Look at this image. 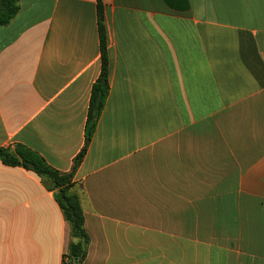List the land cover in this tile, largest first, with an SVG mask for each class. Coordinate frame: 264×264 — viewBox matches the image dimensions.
Here are the masks:
<instances>
[{
	"label": "crops",
	"instance_id": "0c3cea01",
	"mask_svg": "<svg viewBox=\"0 0 264 264\" xmlns=\"http://www.w3.org/2000/svg\"><path fill=\"white\" fill-rule=\"evenodd\" d=\"M108 93L73 171L82 264H264V0H100ZM97 0L0 24V146L71 171L100 73ZM69 226L0 160V264H61Z\"/></svg>",
	"mask_w": 264,
	"mask_h": 264
},
{
	"label": "trees",
	"instance_id": "16d2710c",
	"mask_svg": "<svg viewBox=\"0 0 264 264\" xmlns=\"http://www.w3.org/2000/svg\"><path fill=\"white\" fill-rule=\"evenodd\" d=\"M19 10V0H0V24H8ZM100 41V73L91 89L87 120L85 125L84 146L73 160L71 171L62 173L50 167L38 154L20 145L14 149L0 146V160L11 166H22L33 171L47 190L53 191V197L59 206L68 226L69 241L67 251L62 255L61 264H82L87 254L89 236L84 227L83 211L75 183L73 171L82 160L86 147L95 129L98 117L108 93L106 36L102 24V4L97 0ZM67 258V262L64 261Z\"/></svg>",
	"mask_w": 264,
	"mask_h": 264
},
{
	"label": "built area",
	"instance_id": "2783aa9c",
	"mask_svg": "<svg viewBox=\"0 0 264 264\" xmlns=\"http://www.w3.org/2000/svg\"><path fill=\"white\" fill-rule=\"evenodd\" d=\"M64 261L67 262V258H64Z\"/></svg>",
	"mask_w": 264,
	"mask_h": 264
}]
</instances>
